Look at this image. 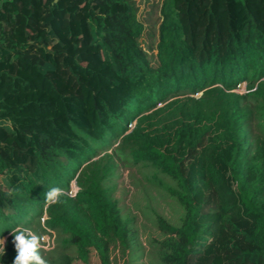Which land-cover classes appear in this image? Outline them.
<instances>
[{
    "label": "trees",
    "instance_id": "16d2710c",
    "mask_svg": "<svg viewBox=\"0 0 264 264\" xmlns=\"http://www.w3.org/2000/svg\"><path fill=\"white\" fill-rule=\"evenodd\" d=\"M131 1L0 0V79L29 106L13 111L0 86V264L17 255L12 230L43 217L62 237L55 264L124 257L118 160L174 183L183 213L157 217L161 264H264V0H163L155 65ZM53 187L65 195L48 205Z\"/></svg>",
    "mask_w": 264,
    "mask_h": 264
},
{
    "label": "rangeland",
    "instance_id": "374dc122",
    "mask_svg": "<svg viewBox=\"0 0 264 264\" xmlns=\"http://www.w3.org/2000/svg\"><path fill=\"white\" fill-rule=\"evenodd\" d=\"M163 0H132L131 5L144 26L143 46L147 50L152 65L156 63V43L158 26L160 23V7ZM1 95L6 98L8 105L13 111L25 113L29 106L15 108L11 103L13 94V83L0 79ZM246 90V84L242 83L237 89L239 93ZM199 94L196 96L198 97ZM43 100L40 104H43ZM32 115H25L28 118ZM42 123L39 126L36 141L40 144H48L50 129L58 127V120L55 115L48 117H38ZM262 128L261 118L253 124L254 133L258 134ZM110 152V151H109ZM108 152V153H109ZM104 153L97 154V158ZM108 186L112 187V197L117 203L121 217L128 223L130 247L124 257H119L117 250L111 253L114 264H161L160 253L156 244L164 238L163 233L157 226V217L165 219L170 225L176 227L180 223L183 213L178 201L166 192V186L174 187V183L164 175L155 173L151 168L142 164H134L130 161L121 162L118 160V167L115 175L111 178ZM226 190L234 196L233 188L228 182H224ZM76 187L71 182V194ZM44 217L32 223L28 228L32 233L44 238L40 249L41 256L48 264H55L59 255L62 237L53 231L40 229L43 225ZM5 240L6 237L0 238ZM52 249V250H51ZM50 250V251H49Z\"/></svg>",
    "mask_w": 264,
    "mask_h": 264
},
{
    "label": "clouds",
    "instance_id": "9594fccd",
    "mask_svg": "<svg viewBox=\"0 0 264 264\" xmlns=\"http://www.w3.org/2000/svg\"><path fill=\"white\" fill-rule=\"evenodd\" d=\"M65 195L63 189L53 187L48 189L45 194V202L48 205H53L61 202V197ZM14 236V246L16 257L13 264H48L41 256L40 249L44 238L32 233L30 230L22 227H17L12 230ZM5 240L0 239V251L4 254Z\"/></svg>",
    "mask_w": 264,
    "mask_h": 264
},
{
    "label": "built area",
    "instance_id": "2783aa9c",
    "mask_svg": "<svg viewBox=\"0 0 264 264\" xmlns=\"http://www.w3.org/2000/svg\"><path fill=\"white\" fill-rule=\"evenodd\" d=\"M75 192H76V189H75L74 193H73V194H71V195H74V194H75Z\"/></svg>",
    "mask_w": 264,
    "mask_h": 264
}]
</instances>
